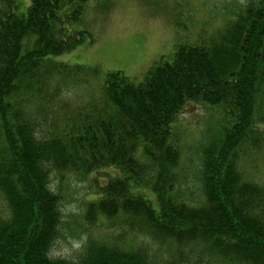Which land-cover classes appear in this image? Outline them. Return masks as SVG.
<instances>
[{"label":"trees","instance_id":"obj_1","mask_svg":"<svg viewBox=\"0 0 264 264\" xmlns=\"http://www.w3.org/2000/svg\"><path fill=\"white\" fill-rule=\"evenodd\" d=\"M93 1L109 2L0 0V264H264V0L212 29L185 24L190 40L139 80L52 58L94 42ZM188 104L216 112L196 197L179 191ZM70 175L89 191L78 221L105 234L60 256Z\"/></svg>","mask_w":264,"mask_h":264},{"label":"rangeland","instance_id":"obj_2","mask_svg":"<svg viewBox=\"0 0 264 264\" xmlns=\"http://www.w3.org/2000/svg\"><path fill=\"white\" fill-rule=\"evenodd\" d=\"M22 1L25 4L27 0ZM243 2L245 0H109L107 6H103L102 2L93 1L84 9L82 25L90 31L94 42L82 43L70 52L52 55V58L71 64L96 66L100 75L108 70H122L139 80L161 55L172 53L174 44L190 40L185 24L191 32L198 31L199 26L212 29L227 21L235 6ZM179 21L183 26H178ZM183 111L178 122L180 127H185L182 142L186 146L184 153L188 160L184 164L186 181L183 180V185V181L180 183L182 188L179 191L184 196L196 197L199 187L195 176L198 160L195 148L206 134L207 121L214 118L216 112L209 113L201 105L193 104H188ZM262 160L257 175L264 180ZM58 179H53V187L59 185ZM66 181L61 187L60 205L63 218L69 222L53 247L54 254L60 256L77 252L88 232L95 236H101L99 232L105 234L101 227L104 224L100 222L87 228L78 221L81 203L89 197L87 182L74 175ZM152 248L163 247L154 245Z\"/></svg>","mask_w":264,"mask_h":264}]
</instances>
